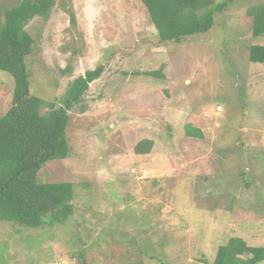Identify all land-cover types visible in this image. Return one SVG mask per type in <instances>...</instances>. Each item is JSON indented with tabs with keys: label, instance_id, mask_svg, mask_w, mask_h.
<instances>
[{
	"label": "rangeland",
	"instance_id": "rangeland-1",
	"mask_svg": "<svg viewBox=\"0 0 264 264\" xmlns=\"http://www.w3.org/2000/svg\"><path fill=\"white\" fill-rule=\"evenodd\" d=\"M20 2L0 0V20ZM214 3L227 6L213 28L182 42L160 39L142 0H55L28 23L43 114L79 76L104 71L70 111L69 156L38 175L74 185V216L54 227L0 221L1 264H213L234 236L264 246V64L249 59L264 35L248 15L264 0ZM14 88L0 71V116ZM143 140L152 150L139 155Z\"/></svg>",
	"mask_w": 264,
	"mask_h": 264
},
{
	"label": "trees",
	"instance_id": "trees-1",
	"mask_svg": "<svg viewBox=\"0 0 264 264\" xmlns=\"http://www.w3.org/2000/svg\"><path fill=\"white\" fill-rule=\"evenodd\" d=\"M142 1L163 42H182L208 33L214 26L215 14L227 6L215 4L214 0ZM54 4L55 0H21L0 20V71L15 79L12 107L0 116V221L21 227H54L74 216V185L41 183L38 175L48 162L69 156L70 111L83 102L91 83L104 71L99 66L79 76L70 84L61 106L49 103V112L42 113L48 103L31 93L26 58L32 54L35 40L26 26L37 16L48 18ZM248 15L253 18V36L264 35V4L249 8ZM249 59L264 64V45L251 46ZM147 74L162 77L158 71ZM186 134L204 137L201 129L192 125L186 127ZM151 150L150 140H143L135 148L139 155ZM213 264H264V246H250L244 238L234 236L219 247Z\"/></svg>",
	"mask_w": 264,
	"mask_h": 264
}]
</instances>
